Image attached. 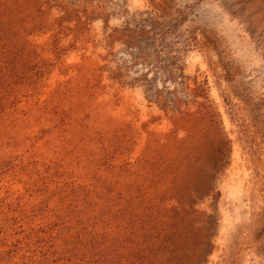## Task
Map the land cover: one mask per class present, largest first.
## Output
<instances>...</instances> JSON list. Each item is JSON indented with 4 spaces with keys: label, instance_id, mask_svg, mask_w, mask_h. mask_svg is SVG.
I'll list each match as a JSON object with an SVG mask.
<instances>
[{
    "label": "rangeland",
    "instance_id": "374dc122",
    "mask_svg": "<svg viewBox=\"0 0 264 264\" xmlns=\"http://www.w3.org/2000/svg\"><path fill=\"white\" fill-rule=\"evenodd\" d=\"M0 264H264V0H0Z\"/></svg>",
    "mask_w": 264,
    "mask_h": 264
}]
</instances>
